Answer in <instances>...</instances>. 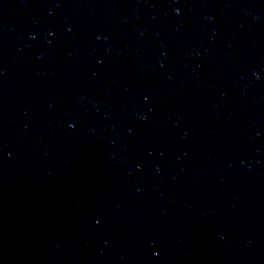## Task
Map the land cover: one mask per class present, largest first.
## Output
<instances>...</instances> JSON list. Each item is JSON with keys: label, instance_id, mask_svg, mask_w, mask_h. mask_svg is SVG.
Returning <instances> with one entry per match:
<instances>
[{"label": "water", "instance_id": "95a60500", "mask_svg": "<svg viewBox=\"0 0 264 264\" xmlns=\"http://www.w3.org/2000/svg\"><path fill=\"white\" fill-rule=\"evenodd\" d=\"M0 264H264V0H0Z\"/></svg>", "mask_w": 264, "mask_h": 264}]
</instances>
